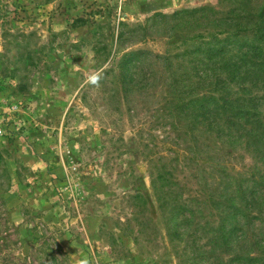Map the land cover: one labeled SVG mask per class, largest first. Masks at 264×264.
Here are the masks:
<instances>
[{"label": "rangeland", "instance_id": "obj_1", "mask_svg": "<svg viewBox=\"0 0 264 264\" xmlns=\"http://www.w3.org/2000/svg\"><path fill=\"white\" fill-rule=\"evenodd\" d=\"M206 5L257 3L0 0V243L7 228L14 240L13 229L24 230L31 219L60 243L63 264H230L251 244L237 237L211 242V232L183 223L184 212L174 210L177 192L204 193L208 201L190 196L188 209L199 206L219 221L212 195L250 158L227 157L226 145L216 152L180 114L164 117L169 107L159 102L169 77L139 91L150 57L129 67L143 81L129 98L114 94L120 84L113 72L92 81L130 47L162 54L184 49L200 25L189 14L177 24L173 13ZM119 31L124 36L112 61ZM148 91L155 96L146 97ZM160 174L168 178L157 179ZM263 218L253 219L251 232L264 228Z\"/></svg>", "mask_w": 264, "mask_h": 264}, {"label": "trees", "instance_id": "obj_2", "mask_svg": "<svg viewBox=\"0 0 264 264\" xmlns=\"http://www.w3.org/2000/svg\"><path fill=\"white\" fill-rule=\"evenodd\" d=\"M253 1L257 5L241 9L231 6L219 10L208 5L179 9L173 13L177 24L182 25L185 14H189L200 25L183 41L187 43L189 40L184 49L162 54L130 47L122 53L115 67L103 69L92 79L97 81L113 72L115 81L120 84L114 94L122 99L129 98L130 88H139L143 82L133 78L129 67H141L142 61L150 57L152 69H146L139 91L150 89L169 77V84L164 87L159 102L169 107L164 117L171 113L180 114L193 132L205 137L203 141L212 142L216 152L226 145L221 150L227 157H233L237 152L244 159L250 158L233 175L236 181L228 180L221 193L212 195L219 210L220 220L216 223L209 220L199 206L188 209L190 196L201 203L202 200L207 202L204 193L186 197L183 192L176 193L178 205L174 210L184 212L183 223L195 225L196 230L211 232V242L225 245L232 243L233 237L251 241L245 250L232 255L230 264L231 261L264 264V228L260 226L259 231H250L255 224L253 219L264 216V3L260 6L261 0ZM157 15L167 16L163 13ZM137 27L148 32L147 26L140 24ZM178 30L181 32L182 27ZM123 36L124 32L119 31L115 51L110 53L112 61ZM141 42L137 40L132 46ZM172 61L177 64L174 66ZM150 96H155L154 92L148 91L146 97ZM173 123L177 129L178 121ZM181 123L179 121V125ZM156 178L166 180L168 176L160 174ZM152 186L157 196L155 181ZM136 196L143 197L141 193ZM174 210L171 216L175 214ZM30 220L24 222V230L13 229L17 236L14 240L10 238L11 233L7 234L9 228L5 230L4 242L0 243V264H34V259L39 264H45L44 261L46 264H63L67 253L60 243L45 233V226L31 224Z\"/></svg>", "mask_w": 264, "mask_h": 264}, {"label": "built area", "instance_id": "obj_3", "mask_svg": "<svg viewBox=\"0 0 264 264\" xmlns=\"http://www.w3.org/2000/svg\"><path fill=\"white\" fill-rule=\"evenodd\" d=\"M2 131L0 130V133H1Z\"/></svg>", "mask_w": 264, "mask_h": 264}]
</instances>
